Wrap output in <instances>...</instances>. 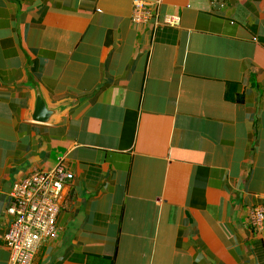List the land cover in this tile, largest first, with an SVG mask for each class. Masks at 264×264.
<instances>
[{
    "label": "crops",
    "instance_id": "1",
    "mask_svg": "<svg viewBox=\"0 0 264 264\" xmlns=\"http://www.w3.org/2000/svg\"><path fill=\"white\" fill-rule=\"evenodd\" d=\"M133 7L0 0V264L14 183L58 164L36 264H264V0Z\"/></svg>",
    "mask_w": 264,
    "mask_h": 264
},
{
    "label": "built area",
    "instance_id": "2",
    "mask_svg": "<svg viewBox=\"0 0 264 264\" xmlns=\"http://www.w3.org/2000/svg\"><path fill=\"white\" fill-rule=\"evenodd\" d=\"M131 20L136 25L147 26L155 33L158 27L175 26L177 19L168 16L161 20L158 7L161 0H133ZM74 175L58 164L48 170H36L14 183L8 213L13 216L5 242L10 250L9 264H36L35 257L42 244L57 237V218L61 210L63 189ZM251 223L264 226V206L252 207Z\"/></svg>",
    "mask_w": 264,
    "mask_h": 264
}]
</instances>
